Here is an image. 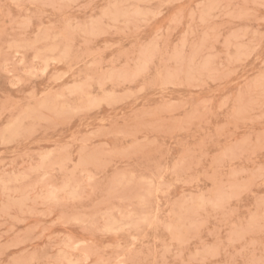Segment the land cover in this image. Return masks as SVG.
Masks as SVG:
<instances>
[{"label": "rangeland", "instance_id": "374dc122", "mask_svg": "<svg viewBox=\"0 0 264 264\" xmlns=\"http://www.w3.org/2000/svg\"><path fill=\"white\" fill-rule=\"evenodd\" d=\"M0 140V264H264V0H0Z\"/></svg>", "mask_w": 264, "mask_h": 264}, {"label": "bare ground", "instance_id": "6f19581e", "mask_svg": "<svg viewBox=\"0 0 264 264\" xmlns=\"http://www.w3.org/2000/svg\"><path fill=\"white\" fill-rule=\"evenodd\" d=\"M75 1H76V0H75ZM167 3H168V2H167ZM158 10H159V8H158ZM139 13H140V12H139ZM139 13H138V14H139ZM145 15H146V14H145ZM110 16H111V15H110ZM149 16H151V15H149ZM149 16H148V17H149ZM107 25H108V24H107ZM108 27H109V26H108ZM201 30H202V29H201ZM184 39H185V38H183V41H184ZM35 40H36V39H35ZM17 41H19V40H17ZM223 41H224V40H223ZM15 43H18V42H15ZM229 44H230V43H229ZM146 47H147V46H146ZM29 48H30V47H29ZM41 50H42V49H41ZM41 50H40V51H41ZM145 50H148V49H145ZM236 50H237V49H236ZM239 50H240V49H239ZM239 50H238V51H239ZM85 57H86V56H85ZM208 61H209V60H208ZM204 63H205V62H204ZM204 63H203V64H204ZM211 67H213V66L211 65ZM213 68H214V67H213ZM214 70H215V69H214ZM216 71H217V70H216ZM209 73H210V72H209ZM220 73H221V72H220ZM210 74H212V72H211ZM221 74H222V73H221ZM193 75H194V74H193ZM130 78H131V77H130ZM132 78H133V77H132ZM83 83H84V82H83ZM80 84H82V83H80ZM99 84H100V83H99ZM77 88H78V87H77ZM75 89H76V88H75ZM80 89H81V88H80ZM82 89H83V88H82ZM83 91H84V89H83ZM89 103H92V102H89ZM93 105H94V104H93ZM0 141H1V140H0ZM241 144H242V143H241ZM97 168H98V167H97ZM86 172H87V171H86ZM86 172H85V173H86ZM84 177H85V176H84ZM86 177H87V176H86ZM90 177H91V176H90ZM94 177H95V176H94ZM22 179H23V178H22ZM24 179H25V178H24ZM27 179H28V178H27ZM42 179H43V178H42ZM250 179H251V178H250ZM250 179H249V181H250ZM13 180H14V179H13ZM88 180H90V178H89ZM71 181H72V180H71ZM73 181H74V180H73ZM253 181H254V180H253ZM89 182H90V181H89ZM179 183H180V182H179ZM54 190H55V189H54ZM75 190H77V189H75ZM18 193H19V192H18ZM49 195H50V194H49ZM50 201H51V200H50ZM80 214H81V213H80ZM109 214H110V213H109ZM117 215H118V214H117ZM102 220H103V219H102ZM241 221H242V220H241ZM102 222H103V221H102ZM242 223H243V222H242ZM129 224H130V223H129ZM114 225H115V224H114ZM127 226H128V225H127ZM121 227H122V226H121ZM112 229H113V228H112ZM124 229H125V228H124ZM117 230H118V228H117ZM118 231H119V230H118ZM114 233H115V232H114ZM74 249H75V248H74ZM86 251H87V250H86ZM206 252H207V250H206ZM85 256H86V255H85ZM178 257H179V256H178ZM76 262H77V261H76ZM63 263H64V262H63Z\"/></svg>", "mask_w": 264, "mask_h": 264}]
</instances>
